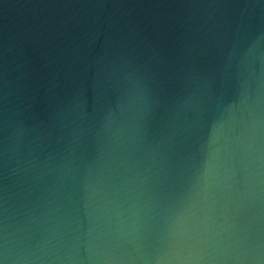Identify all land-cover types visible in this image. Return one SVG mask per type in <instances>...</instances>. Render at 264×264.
<instances>
[{"label": "water", "instance_id": "obj_1", "mask_svg": "<svg viewBox=\"0 0 264 264\" xmlns=\"http://www.w3.org/2000/svg\"><path fill=\"white\" fill-rule=\"evenodd\" d=\"M0 264H264V0H0Z\"/></svg>", "mask_w": 264, "mask_h": 264}]
</instances>
